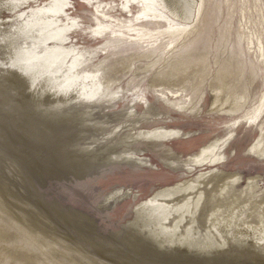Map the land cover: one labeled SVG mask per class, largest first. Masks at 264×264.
Instances as JSON below:
<instances>
[{
    "label": "rangeland",
    "instance_id": "374dc122",
    "mask_svg": "<svg viewBox=\"0 0 264 264\" xmlns=\"http://www.w3.org/2000/svg\"><path fill=\"white\" fill-rule=\"evenodd\" d=\"M45 1L16 0L15 10L11 0H0V80L6 81L0 96V126L13 148L29 154L47 173V181L38 185L39 193L53 207L55 203L66 207L65 212H72L74 217L68 219L54 209L50 211V228L43 227L52 239L46 241L48 246L25 235L18 222V217L25 216L22 209L28 207L18 194L25 183L24 174L14 164V155L1 149L9 145L0 143V194L12 210H0V264H110L117 260L112 253L121 250L137 257L153 255L169 264H191L193 260L173 254L171 247L160 248L132 222L138 217L137 208L158 189L187 181L201 183L200 188L221 209L220 218L234 216L232 226L222 233L225 246L213 250V256L221 261L242 257L264 264V239L241 241L236 237L237 228L258 225L260 216L264 219V108L256 123L239 121L260 104L264 94V0H192L191 21L176 20L164 13L185 26L181 35L153 34L138 43L109 36L94 40L90 28L96 25V4L70 0L72 6L67 13L77 27L68 32L69 40L63 45L73 47L83 65L99 70L104 93L92 100L70 93L69 101L59 107L70 116L64 125L42 113L33 89L12 76L15 69L4 67L14 58L8 42L18 32L28 31L21 23ZM99 1L103 5L114 2L116 8L121 2ZM139 11L136 7L133 14ZM110 14L123 17L116 12ZM59 19L67 22L63 15ZM167 27L163 22L149 29ZM52 43L38 44L32 37L22 36L15 47L31 49L36 45V51L43 54ZM188 53L205 54L207 59L206 75L192 80L194 88L155 82L179 56ZM72 58H66L68 64ZM225 62L236 78L227 79L230 86L222 90L215 88L216 75ZM172 89H180L178 98L171 96ZM157 126L179 133L165 141L136 138L139 131ZM55 132L61 137L59 141ZM127 138L130 146L126 153L132 156L89 159V152L100 154ZM210 142L224 143L215 153L225 158L196 165L190 155ZM121 148L117 146L115 151L125 149ZM67 153L79 158L69 160ZM64 172L66 176L61 175ZM220 178L223 180L214 187ZM5 179L11 181L9 190L4 188ZM224 182L228 185L221 196ZM30 188L36 191L32 182ZM40 217L36 212L28 215L29 223L38 224Z\"/></svg>",
    "mask_w": 264,
    "mask_h": 264
},
{
    "label": "bare ground",
    "instance_id": "6f19581e",
    "mask_svg": "<svg viewBox=\"0 0 264 264\" xmlns=\"http://www.w3.org/2000/svg\"><path fill=\"white\" fill-rule=\"evenodd\" d=\"M11 1L12 8L16 10L17 4L13 2L16 0ZM17 1H25V3H27L26 1L29 0ZM83 1L89 5L96 4L93 13L96 25L90 28V32L96 36L94 40H104L109 36L117 40L129 39V41L135 43H138L143 37L153 36V34H165L171 37L181 35L180 31L183 30L185 26L174 23L167 18L164 13L168 12L169 15L176 20L191 21L194 6L192 0H120L119 8L115 7L116 5L114 2L113 4L107 3L103 5L99 0ZM69 5H71L70 0L45 1L42 6L30 11L31 15H29L28 19L24 20L25 22L23 24L21 23L24 29H26L25 27L29 28L28 31L25 32L24 30L18 32L17 37L10 39L8 42L13 49L17 68L23 63L24 68L28 72L27 79L37 97L38 105L42 107V109L40 108L41 112L49 115L52 121L58 125H64L70 120V116L61 112L59 109L60 106L69 101L70 93L76 92L78 98H83L85 100H92L104 93L101 77L98 75L99 70H92L93 68L88 67V65H83L84 62L79 60V53L76 52L73 47L66 48L63 45L65 41L69 40L68 32L76 26L75 20L67 13ZM136 7H140V11L133 14L134 8ZM110 12L119 13L118 15L123 17L117 18L111 15ZM62 15L65 16L67 22L61 23L59 18ZM68 21H70L71 24ZM163 22L168 23L167 28L149 29L150 26L158 27ZM22 36H30L35 39L38 44H44L48 40H52L53 43L46 47L43 45L45 47V52L43 54H39L36 51L38 48L36 45H33L31 49H17L15 47L16 40ZM69 55H73L70 64L66 61ZM60 56H62V58H60ZM179 57L181 58L172 63L168 71L156 77L155 82H165L176 85L184 84L187 89H192L196 86L192 80L196 77L203 78L206 75L207 59L205 54L188 53ZM117 64L119 65V63ZM64 68L65 70H63ZM189 68H191L190 72ZM179 74L181 75L179 76ZM235 78V71H232L229 68V63L227 64V62H225L216 75L217 86L215 88L226 90L230 86L227 79H232L234 81ZM5 89L6 81L0 80V96ZM179 91L180 89H172V91H170L171 96L178 98L180 96L178 95ZM46 94L49 95L48 98H45ZM263 108L264 94L262 95L260 104L254 107L253 111L245 114L243 118L241 117L242 119L240 118L241 120L239 121L256 123L263 113ZM178 133L179 132L175 129H166L157 126L152 129L139 131L136 138L147 142L165 141L172 139ZM56 135L58 136L56 140L59 141L61 137L57 133ZM0 136L3 140L0 143L3 146L9 145V148L3 147L1 149L10 156L14 155V164L17 168L22 170L24 174L23 178L25 181L23 182L25 183H22L20 193L18 194L22 204L28 207L22 209L25 216L18 217V222L20 221V226L23 228V233L25 235L31 237L35 243L38 242L43 247L48 246L46 245V241L52 239L47 237V229L43 227L48 226V228H50L49 225L51 223L48 219L50 211L54 209V213L67 217L68 219H71L74 215L72 212L66 213V207L58 203H55L56 206L53 207V204L39 193L37 189L39 183L44 180L47 181L48 178L45 170L42 169L38 163L36 164L34 162L35 160L29 154L24 151H19L17 148H13L12 144L8 142L7 136L1 126ZM128 141L127 138L122 141V144L111 145L100 154L89 152L88 157L92 160H99V158L100 160L101 158L108 160L119 158L123 155L132 156L131 153H126L130 146L128 145L130 143ZM121 145L122 148L125 149L116 152L115 148ZM223 145L224 143L220 144L218 142L204 144L190 155V159L199 166H203L206 163L213 164L215 162H220L225 156L222 154L217 155L215 150L217 148H223ZM66 156L69 160L79 158V156H73L68 153ZM61 175L66 176L67 173L64 172ZM222 180L221 178L218 179L217 181L219 182L215 184L214 187L219 185ZM235 181V179L232 180V182ZM4 182V188L7 190L11 189V181L5 179ZM31 182L32 185L36 187L35 192L30 188ZM224 183V186L222 185L219 192L221 196L224 195L228 185V182ZM200 187L201 183L196 184L195 182L187 181L158 189L143 205L137 208L138 217L132 219L134 226L160 248L169 246L172 248L170 250L173 254L178 255V253H180L182 256L189 257L193 260L191 264H255L242 257H228L221 261L213 256V250L225 246L226 241L223 239L222 233L228 231L232 226L234 216L220 218L219 214L221 213V209L210 200L209 195ZM0 210L1 212H6V210L12 211L10 203L2 193L0 194ZM35 212L41 216L39 223L36 225L30 224L28 220V215ZM214 232L219 235L220 241ZM1 237L2 236H0V248L3 246ZM236 237L241 241L251 237L263 240L264 219H262V216H260L258 225H248L243 228H237ZM11 243V245L15 244L13 242ZM201 248H207L208 254H198ZM112 255H114L117 260H113L110 264H169L163 259L153 255H147L146 257L139 255L137 257L130 252H124L122 250L112 253ZM19 256L21 255L19 254Z\"/></svg>",
    "mask_w": 264,
    "mask_h": 264
},
{
    "label": "snow or ice",
    "instance_id": "6c2138e0",
    "mask_svg": "<svg viewBox=\"0 0 264 264\" xmlns=\"http://www.w3.org/2000/svg\"><path fill=\"white\" fill-rule=\"evenodd\" d=\"M70 7L72 5H69ZM11 56V53H9ZM5 68H13L15 71L12 72V76L24 87H30L29 82H28V72L23 66V63L20 64L19 68H17V62L15 58H13V61L11 64H9L7 61L4 64ZM200 255H207L208 254V249L207 248H201L199 253Z\"/></svg>",
    "mask_w": 264,
    "mask_h": 264
}]
</instances>
